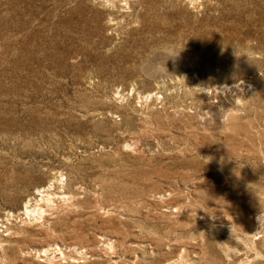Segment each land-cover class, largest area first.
Returning a JSON list of instances; mask_svg holds the SVG:
<instances>
[{"label": "rangeland", "instance_id": "rangeland-1", "mask_svg": "<svg viewBox=\"0 0 264 264\" xmlns=\"http://www.w3.org/2000/svg\"><path fill=\"white\" fill-rule=\"evenodd\" d=\"M0 264H264V0H0Z\"/></svg>", "mask_w": 264, "mask_h": 264}]
</instances>
